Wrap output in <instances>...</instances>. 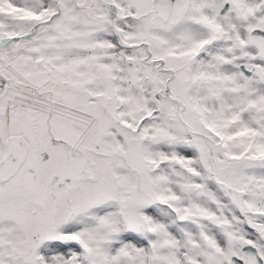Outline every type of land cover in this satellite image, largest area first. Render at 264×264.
Returning a JSON list of instances; mask_svg holds the SVG:
<instances>
[{
  "label": "snow or ice",
  "instance_id": "6c2138e0",
  "mask_svg": "<svg viewBox=\"0 0 264 264\" xmlns=\"http://www.w3.org/2000/svg\"><path fill=\"white\" fill-rule=\"evenodd\" d=\"M0 264H264V0H0Z\"/></svg>",
  "mask_w": 264,
  "mask_h": 264
}]
</instances>
